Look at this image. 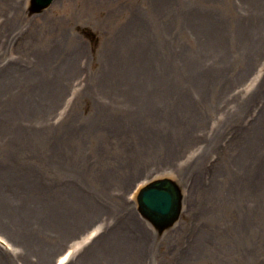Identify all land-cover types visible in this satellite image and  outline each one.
<instances>
[{"label": "rangeland", "instance_id": "obj_1", "mask_svg": "<svg viewBox=\"0 0 264 264\" xmlns=\"http://www.w3.org/2000/svg\"><path fill=\"white\" fill-rule=\"evenodd\" d=\"M30 1L0 0V153L74 223L32 230L35 257L1 216L0 257L75 264L108 221L128 255L103 264H264V0ZM161 178L162 232L137 202Z\"/></svg>", "mask_w": 264, "mask_h": 264}, {"label": "bare ground", "instance_id": "obj_2", "mask_svg": "<svg viewBox=\"0 0 264 264\" xmlns=\"http://www.w3.org/2000/svg\"><path fill=\"white\" fill-rule=\"evenodd\" d=\"M5 142L12 144L11 141ZM34 181L35 179L30 175L21 171L19 172L15 169L10 153L6 150L3 151V154L0 153V217L2 216L7 224L23 235L24 242L28 245V249H31L32 253H34L32 255L40 257L46 252V245L37 241L32 242V232L36 231L40 233L45 231L46 233L49 225H51V222L55 225L62 224L60 227H64L67 224L70 226L74 223V217L72 219H67L66 216L68 213H65L64 218H62L63 222L60 223L57 222V220L56 222L52 221V215H49L44 210L47 207L43 202V196L34 190ZM116 206L118 210H120L119 214L127 217L125 209L121 208L123 206ZM95 216L96 214L91 215V217ZM103 218L105 217L103 216ZM110 225L111 224L107 221L105 227L103 228L104 230L98 232L97 236L92 239L91 243L79 251L78 255L80 256H78V262L75 264H103L104 259L101 260L102 256L104 255L108 260V258L114 253V251L109 248L111 243L118 244L121 249V251L115 252L114 255H117L118 253L121 255L123 251L125 252V255H128L126 250H128L127 245L129 240L127 237L129 236H127L124 232H119L120 236H114L112 229H108ZM116 230L121 231V226L117 227ZM48 234H50V232ZM9 240H11L12 243L18 247L15 242V238L9 237ZM28 249L25 247L24 255L28 254ZM2 254L6 258L0 257V264H11L10 259H7L9 255L4 252ZM74 256L75 254L68 264L72 262ZM141 257L142 255H140L137 259L136 257H132V264H134L133 260H139ZM63 261V258L60 259V264L63 263ZM128 263L129 262H126L125 264ZM117 264H124V259L120 260Z\"/></svg>", "mask_w": 264, "mask_h": 264}, {"label": "water", "instance_id": "obj_3", "mask_svg": "<svg viewBox=\"0 0 264 264\" xmlns=\"http://www.w3.org/2000/svg\"><path fill=\"white\" fill-rule=\"evenodd\" d=\"M54 0H31V14L40 13ZM139 211L160 232L171 227L182 211V192L172 179L163 178L150 182L138 195Z\"/></svg>", "mask_w": 264, "mask_h": 264}]
</instances>
